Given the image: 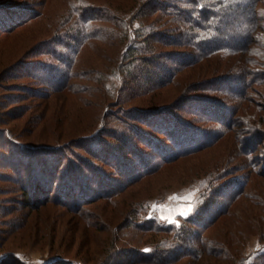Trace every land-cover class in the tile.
Instances as JSON below:
<instances>
[{
  "label": "rangeland",
  "instance_id": "1",
  "mask_svg": "<svg viewBox=\"0 0 264 264\" xmlns=\"http://www.w3.org/2000/svg\"><path fill=\"white\" fill-rule=\"evenodd\" d=\"M186 1L0 0V264H166V259L172 260L168 264L262 262L264 205L254 200L246 203L242 195L216 227L203 232V239H217L210 245L215 254L204 248L197 255L203 241L183 243L173 236L176 228L194 230L186 220L219 185L226 184L227 193L229 185L244 180L259 181L264 188V178L255 173L264 170V0H256L252 15L223 16L220 28L225 39L244 31L250 18L252 37L247 48L234 53L225 45L210 55L200 53L204 45L195 48V44L181 46L175 41L187 33L194 36L196 32V41L208 34L201 26L182 22V13L179 18L176 13L165 14L177 11ZM144 5L147 9L157 5L158 10L136 18L134 13ZM94 16L98 21L88 20ZM85 20L91 24L89 42L80 49L76 63L67 66L62 55L73 57L84 39L78 28L84 29ZM127 23L133 44L141 43L138 28L145 25L154 27V35L161 33L163 41L155 40L154 45L166 67L181 65L184 56H198L179 66L169 86L144 94L139 70L134 68L142 62L121 58L120 41ZM49 71L67 72L57 79L65 86L52 89L45 79ZM155 101L172 105L153 113L143 111ZM173 135L181 145L187 141L185 147L199 149L164 162L167 151L181 147L168 144ZM251 136L252 147H239L241 138L246 143ZM31 142L56 151L42 154L45 161L59 155L64 158L62 168L69 163L79 167L77 177L84 186L115 183L126 188L106 198H87L82 209L78 208L80 200L71 205L65 199L63 203L69 206L59 204L56 190L50 193L54 200L35 209L27 207V199L14 182L16 174L1 156L11 150L19 153L15 147ZM18 157L23 160L22 155ZM139 159L156 167L142 180L128 184L117 167L142 163ZM29 181L32 190L35 180ZM66 184L70 186L65 178ZM71 185L72 193L75 186ZM227 197H223L225 202ZM134 223L175 229L154 232ZM139 249L147 250L154 262L136 261ZM181 250L187 254L175 259Z\"/></svg>",
  "mask_w": 264,
  "mask_h": 264
},
{
  "label": "trees",
  "instance_id": "2",
  "mask_svg": "<svg viewBox=\"0 0 264 264\" xmlns=\"http://www.w3.org/2000/svg\"><path fill=\"white\" fill-rule=\"evenodd\" d=\"M255 2L256 0H233V1L231 0H216V1L214 0H187L185 5H183V7L179 6L180 9L177 8V11L171 12V13L166 11L165 14L171 15L173 13H176L177 18H179L178 14L182 13L183 14L181 17L183 19L182 22L186 23V25H187V21H190V24L192 22L193 24L197 26H201V28H203L205 32L208 31L207 36H203L199 41L195 40L196 39L195 37L197 36L196 32L194 36H190L189 33H187L186 36H183V40H180V41L175 40L176 42H180L178 44H180L181 46H191L192 44H195V48H197L196 45H198L199 47V45L201 44V46L204 45V47L201 48L200 53L203 52L202 55H208V54L210 55V53L212 54L215 53L214 50L224 47L226 45L228 47H231L234 53H237V52L242 51L244 48H247V46L249 45V42L251 41L252 35L250 31V26H248L247 24L250 18H248L249 20L246 22L245 29L243 28L244 31L239 30L236 33H230L228 36V39H225L226 36H224L225 34L223 33V30H221L220 28L224 20L223 16L230 15L231 13L234 15L237 14V16H242V14H245V13H248V14L250 13V15H252L254 13V10H256V7H257V4ZM145 6L146 5L142 7H138V11L134 13L135 14L134 16H136V18L138 17L144 18L146 16H149L150 14L156 13L158 10L157 5H155V8H148V9ZM165 6L167 7V4ZM171 6H174V5L171 4ZM218 6L220 7L219 9L216 8ZM166 7H164L163 10H165ZM231 8L233 9L232 12H231L232 10ZM89 13L92 14L91 11ZM94 19H96L95 16L92 17V19H88V20H94ZM88 20H85L86 24H85L84 29L81 27L78 28V30H80L79 35L84 34L83 35L84 39H82L79 42L78 44L79 47H76L77 50L74 51L73 57H71L68 53H66V55H62V58L64 60H67L66 62L67 66L72 67V65L76 63L78 59V55L82 50L81 48L89 42L90 32H91V30L89 29L91 27V24L88 25L87 23ZM96 20L98 21V19ZM141 22H142V19H141ZM186 25L182 24L181 26L187 27ZM81 26L83 27V25ZM153 28L154 27H152L150 24L145 25L143 29L139 30L138 28L137 37L141 36L140 37L141 43L137 45V44L132 43L133 41L129 33L130 24L127 23L124 29L126 33L125 38L122 41H120L121 43L123 42L121 58H124V59L132 58L133 60L137 59L142 62L140 63L138 67H134V68L135 70L136 68L137 70H139L138 78L142 82V85L140 84V86L141 88H143V90H145L144 94H153L154 91H159L161 88L169 86V84H171L174 81L176 74L180 72L181 68L179 66H182L183 62H185L189 58L194 57V56L195 58H197L198 56L197 53H195V55L191 57L184 56L183 57L184 59L181 60V65L179 66L176 65L175 67L173 66L172 68L166 67V65L161 61L162 56L155 51V45H154L156 41L158 43H160V41H163L162 35L161 33L156 34V35H154V33H151V31L154 30ZM218 31L219 32L221 31V33H217ZM110 33L111 35L113 34L112 31H110ZM120 60L118 64L121 65ZM51 70H54V69L51 68ZM49 72H51L50 75L47 78H45L48 80L47 83L49 84V86L51 87L53 85V87H51L52 89L62 88L65 83H61L59 80L67 72L64 71L63 73L61 72L59 74H54L52 73V71H49ZM122 72H124V75H127V76L132 75L131 73H126L128 71H122ZM122 72H118V73L121 74ZM72 74H73L72 71L69 72L67 78L71 77ZM171 105L162 104V102L155 101L150 106V109L148 108V110H143V111L153 113L158 110H162L164 108H169V106ZM248 139L249 140L246 143H244V140L241 138L240 140L241 144L239 143V147H245V144L247 148L252 147V145L254 144L252 143L253 141L252 136ZM259 139H258V142H260ZM167 141H170V143L168 144H173V146L175 145L176 147L181 146L180 148H182V151H179L180 148L175 149V150L173 149L172 151H167L164 155L166 157L163 158L164 162H172L176 158H179L178 156L189 154L199 149V146L185 147V146H189L188 145L189 143L187 141L183 142L184 145H181V143L178 142L177 138L174 137V135L172 137V140H167ZM189 141L193 142V140H190V139ZM85 142L88 143L90 141L87 140ZM183 147H185L184 150H183ZM15 148H16L15 151H19V153L13 152L14 150H11L8 153H3V156L5 157L1 156V158H4L2 162H6L5 166L8 168L11 167L13 169V172L16 174V177L14 178L15 179L14 182L15 184L16 183L18 184L17 185V187H19L18 189L22 190V196L24 200L27 199L26 200L27 207L31 206V208L35 209V208H38V207H41L47 204V202H49L51 199L54 200L55 196L50 197V193L52 192V190H54V192L56 190V193L54 194L56 195V197H58L57 199L58 202L61 200L59 204L64 205V206L65 205L69 206L68 204L63 203L65 202L64 201L65 199L66 200L69 199L72 202V203L70 202L71 205L76 204L75 201L80 200L81 204H79L78 208L82 209V207H84L82 204L87 202L86 200L87 198H89V200L92 199L91 201L96 200L98 198L99 199L106 198L108 196H113L118 193H121L126 188L125 185H119V184L115 185V183H112V185H109V186L95 188V187H92V185L89 184L91 182H89L88 184L84 186L83 181H81V179L77 177V174H79V171H81L79 167L77 166L72 167L71 164L69 163V165H67L65 168H62L64 158H62L59 155L49 156L53 160H50V161L44 160L45 158H44V155L42 154L44 153L47 154V151L48 152L53 151V153L56 152L55 150H51L53 148L51 146L32 144L31 142L27 144L21 143L20 148H17V147ZM19 154L22 155L23 160H19V157H18L20 156ZM254 160H257V158H255ZM141 161L142 163L136 162L135 164L136 167L135 165L134 166L123 165V166H120L121 169L117 167V169L119 170L120 173L123 174V176H127L126 178H128L129 180L128 184H132L136 181L142 180L145 176H147L148 174L154 171L156 165L153 166L151 165V163L145 162L143 160ZM139 164H141L140 169L138 168ZM254 165H256V163H253V166ZM256 172H257L256 175H258L261 178H264V170L258 171L256 169L255 173ZM65 178L70 183L69 187H66L67 184L65 185ZM31 179L35 180L34 182L32 181L33 182L32 190L30 189V186H29V183H31V181L29 180ZM95 182L97 183V181ZM250 182L251 184H249V182H246V180H244L242 183H238V184L232 183L231 185L228 186L229 189L231 190L228 193L226 191L228 189L224 188L226 184L222 185L223 187L219 185L218 187H221V188H218V189L216 187L215 191L213 190L212 192L213 196H211L210 198H205L201 203H199L198 212L193 217H190L186 220L188 223L191 224V225H188V227L192 226L194 230L188 231L184 228H180V230H178V228H176L177 230L173 231L174 238L176 237L180 239L183 243L190 242L191 240L192 241H195V240L203 241L204 244L202 245L200 250L196 252L197 255L201 254V251L204 248L209 250L210 253L215 254V251L210 249L211 247L210 245L212 244L213 241L218 242L217 239L210 238V237H207V238L205 237L203 239L202 238L204 235L203 232L208 230L212 226L216 227V225L219 224V219L222 216L228 214L232 210L231 209L232 206H234V203L238 201V198H240L241 195L243 198V199L241 198V200L242 201L246 200L245 201L246 203H248V201L254 200L258 202L260 201L261 205H264V192L262 194V191H261L264 188L262 189L261 183L259 181L257 182L250 181ZM247 183L250 186L249 188H246ZM71 184H73L76 187V188L74 187L75 191H73L72 193L69 192L71 191V188H72ZM64 188L66 189L64 190ZM223 189L224 191H222ZM226 195L228 196L227 202H225L223 199V197H225ZM252 203H255V202L252 201ZM135 224L136 226L134 227L139 228V226H141L143 230H150L154 232L155 231L167 232L168 230L172 231L171 230L172 227L169 228L166 226H158V225L153 227L152 223L151 224L134 223V225ZM172 229H175V228L173 227ZM198 230H202L203 234L202 233L199 234L197 232ZM183 233L187 235V238H186V235L183 236ZM177 234L179 235L177 236ZM181 234L183 237H180ZM193 234H194V237L191 236V238H189V235H193ZM136 254H138V257L136 259V261L138 262H141V263L142 262H147V263L154 262L153 256L150 254H147L146 251L143 249H139V251ZM186 254L187 252L185 250L184 251L181 250L178 252V256L175 259H179ZM109 258H112V254L109 255ZM236 258L238 257L233 256V259H236ZM261 259H262V262L260 264H264V253L263 255H261ZM171 261L172 260L166 259L165 263L168 264Z\"/></svg>",
  "mask_w": 264,
  "mask_h": 264
},
{
  "label": "snow or ice",
  "instance_id": "3",
  "mask_svg": "<svg viewBox=\"0 0 264 264\" xmlns=\"http://www.w3.org/2000/svg\"><path fill=\"white\" fill-rule=\"evenodd\" d=\"M145 251H147V250H145Z\"/></svg>",
  "mask_w": 264,
  "mask_h": 264
}]
</instances>
